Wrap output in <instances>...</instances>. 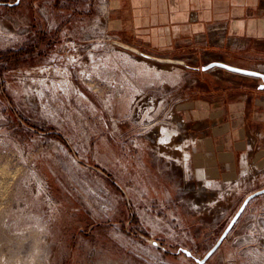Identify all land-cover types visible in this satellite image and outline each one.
<instances>
[{"label":"rangeland","instance_id":"rangeland-1","mask_svg":"<svg viewBox=\"0 0 264 264\" xmlns=\"http://www.w3.org/2000/svg\"><path fill=\"white\" fill-rule=\"evenodd\" d=\"M111 6L0 3V264H196L264 187V157L205 174L186 108L206 95L218 110L246 75L154 61L114 40L261 70L264 48L154 51L116 27ZM205 264H264V193Z\"/></svg>","mask_w":264,"mask_h":264},{"label":"crops","instance_id":"crops-1","mask_svg":"<svg viewBox=\"0 0 264 264\" xmlns=\"http://www.w3.org/2000/svg\"><path fill=\"white\" fill-rule=\"evenodd\" d=\"M109 2L116 27L154 51L187 54L209 49L224 56L264 48V0ZM246 76L243 80L249 83L237 96L229 97L230 92L223 90L217 97L218 110L206 95L190 99L186 107L200 135L197 149L206 160L203 171L212 179L226 175L246 158L264 157V88L260 78Z\"/></svg>","mask_w":264,"mask_h":264},{"label":"water","instance_id":"water-1","mask_svg":"<svg viewBox=\"0 0 264 264\" xmlns=\"http://www.w3.org/2000/svg\"><path fill=\"white\" fill-rule=\"evenodd\" d=\"M20 2H21V0H15L14 2L0 1L1 4H7V5H11V6L18 5V4H20ZM114 42L119 43L126 48L132 49L133 51H135L139 55H141L147 59L154 60V61L171 62V63H175V64L184 65V66L189 67V68H197V69H202V70H209L213 67H218V68L226 69V70H229V71H232L235 73L258 77L261 79L260 87L264 88V71H261L258 69L235 65V64L229 63L225 60H213V61H210L208 63H204L201 66H194L182 58L162 57V56H158V55L143 51L137 47H133V46L128 45L126 43L119 42L117 40H114ZM263 193H264V187L259 188L255 191L249 193L245 197V199L243 200V202L241 203V205L239 206L237 211L234 213V215L232 216L229 223L226 225L225 229L223 230L221 235L218 237V239L214 243V245L207 251V253L203 257H196V264H205L207 262V260L219 249V247L222 245L224 240L227 238V236L233 230V228L235 227V225L238 222V220L240 219L241 215L243 214V212L247 208L250 201L253 198H255L256 196L263 194ZM182 249L186 253L191 254V252L187 248H182Z\"/></svg>","mask_w":264,"mask_h":264},{"label":"bare ground","instance_id":"bare-ground-1","mask_svg":"<svg viewBox=\"0 0 264 264\" xmlns=\"http://www.w3.org/2000/svg\"><path fill=\"white\" fill-rule=\"evenodd\" d=\"M208 55V57H211L212 58V60L211 61H213V60H218V59H216L215 57H213L212 56V54H207ZM210 62V61H209ZM216 68H218V67H213V68H211L212 70L213 69H216ZM258 70H261V69H258ZM261 71H264V70H261ZM168 139H170V136H169V134H168V132H166V130H164L163 129V134H162V136H161V140H163V141H166V140H168ZM206 140V139H205ZM210 140V139H209ZM208 140V141H209ZM205 145V144H204Z\"/></svg>","mask_w":264,"mask_h":264}]
</instances>
